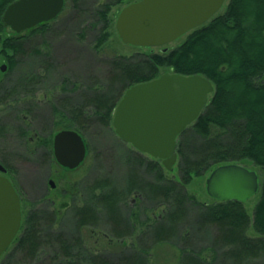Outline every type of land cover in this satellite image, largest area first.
Instances as JSON below:
<instances>
[{"label": "trees", "instance_id": "1", "mask_svg": "<svg viewBox=\"0 0 264 264\" xmlns=\"http://www.w3.org/2000/svg\"><path fill=\"white\" fill-rule=\"evenodd\" d=\"M13 1L0 0V60L7 65L3 72L6 79L0 84V104L15 113L18 137L24 142L31 128L24 123L23 113L31 115L38 106L37 93L55 66L47 38L52 31L51 21L14 32L2 20L4 10ZM122 1L102 0L86 8L81 6L82 0H66L72 17H79L78 38L85 40L88 33L96 31L89 51L97 60L98 71L91 70L86 82L64 79L63 93L41 105L50 109L53 125L58 126L55 132L76 130L88 151L84 133L95 127L111 130L114 109L131 85L166 71L208 78L213 93L199 116L177 137L178 179L166 178L160 160L132 146L123 153L125 163L136 167L129 169L132 184L129 182L128 191H136L145 200L149 197L152 203L160 202L166 209L142 231L141 238L147 237V245L124 250L116 259L93 252L86 247L80 230L97 226L99 209L108 225L104 235L110 239H123L134 229L130 219L121 215L118 191L108 186L109 180L104 177L90 186L89 203L73 208L72 235L57 228L60 223L56 211L31 205L25 212L22 230L4 251L0 264H148V251L156 244L172 242L179 228L185 230V241L194 240L192 233L188 234L191 227H186L190 213L194 214L195 230L211 229L212 235L201 249L180 247L176 264H264V178L260 179V195L252 217L243 201L200 202L185 188L194 177L208 171L210 174L228 163L245 165L250 161L264 173V0H228L222 13L190 30L174 47L99 59L110 36L109 13ZM17 70L20 72L14 80L13 72ZM54 131L39 135L38 144L46 161L53 156ZM26 151L35 155L36 150ZM3 162L12 170L6 158ZM140 168L155 177L143 178ZM132 216L137 220L136 212ZM250 225L255 236L246 233Z\"/></svg>", "mask_w": 264, "mask_h": 264}, {"label": "rangeland", "instance_id": "2", "mask_svg": "<svg viewBox=\"0 0 264 264\" xmlns=\"http://www.w3.org/2000/svg\"><path fill=\"white\" fill-rule=\"evenodd\" d=\"M98 2L97 0H82L80 4L82 7L89 8L96 6ZM130 2H133V0H123L120 4L112 7L109 13L111 18V26L109 27L110 36L100 51L99 59L113 54L131 55L137 51L148 52L150 49L154 51L159 50L160 46H136L125 43L119 38L115 29L116 17L119 11ZM226 2L227 0L218 13L224 11ZM72 14L71 8H68L65 4L62 12L51 21L52 31L47 35V38L51 41V54L55 70L43 81V89L37 93L36 99L42 100L43 94L48 93V98L53 100L54 95L63 93L61 92V87H63L64 79L86 82L91 70L98 71V68L95 67L97 60L89 51L92 47V41H94L96 31L88 33L85 40H80L76 34L79 28V23L77 22L79 17L74 18ZM187 33L165 46L174 47L178 45L185 39ZM19 72L20 70L13 72L14 77L12 79L15 80ZM3 79H6V77L0 72V84H3ZM41 104L39 103L33 109L31 115H27L25 124L33 131L45 135L52 133L54 129H58V126L53 125L50 109ZM15 117V113L11 109H6L3 105L0 106V121L3 119L4 122H8L14 126L18 123ZM55 131L54 133H56ZM7 133L4 135L6 138L0 137V159L2 155L6 156L8 163L13 167V178L23 198V212L30 208L31 204L50 208L58 213L60 225L57 228L68 235H72L74 233L73 208L84 205L87 202L89 203L90 186L106 177L109 180L108 186L118 191V197L121 198V215L126 219H130L131 226L133 225L135 230L133 229L132 234L126 235L121 240L110 239L104 235L106 229H108V225L99 209L97 226L84 227L80 230V234L84 237L86 247L93 252L105 253L111 259H116L119 257V253L124 250L130 251L132 248H137L139 246L138 244L142 247L148 244L147 237L141 238V233L160 214L163 215L166 206L160 202L158 204L155 202L152 203L149 197L146 200L141 196L139 198L138 193H134V190L128 191V184L130 182L128 179L129 169L136 167L133 163H125L123 153L126 148H131V145L123 142L115 134L113 126L109 132L95 127L84 133L88 143V151L84 162L76 170H64L52 158L46 161L42 156V147H36L35 143L32 145L29 143V146L34 147L36 150L35 155L29 154L15 130L11 128ZM32 133L31 131L27 135L30 136ZM244 163V166L255 170L259 174V179L264 178V173L259 167L250 161H245ZM162 169L166 178L178 179L179 174L176 163L171 170H167L164 167ZM140 170L143 171L141 168ZM208 175L209 171L201 176L194 177L185 188L198 201L214 203L216 199L211 197L206 191V179ZM142 176L145 179L155 177L153 173L148 174L144 171L142 172ZM50 178L56 184L54 189L47 184ZM99 191L97 190V192ZM259 195L260 192L256 191L243 201V205L250 217L253 215V209L259 199ZM133 212H136L137 220L132 216ZM193 218L194 214L190 213L187 217L188 222L186 224V227H191L188 234L192 233L193 241L189 239L187 241L184 240L185 230L181 227L175 233L172 242L156 244L148 251L147 263L176 264L180 254V247L192 245L196 249H201L204 245L208 244L212 230L196 231ZM141 221L143 223H140ZM246 233L251 236L256 235V231L252 225L248 226ZM139 237L141 238L140 240L138 239ZM255 262H252V264L262 263L261 261ZM82 264L89 263L84 261Z\"/></svg>", "mask_w": 264, "mask_h": 264}, {"label": "water", "instance_id": "3", "mask_svg": "<svg viewBox=\"0 0 264 264\" xmlns=\"http://www.w3.org/2000/svg\"><path fill=\"white\" fill-rule=\"evenodd\" d=\"M226 0H136L118 13L119 38L136 46H163L206 23ZM64 0H15L2 15L6 26L21 33L54 19ZM7 65H0L5 71ZM212 82L203 75L166 71L149 81L131 85L117 103L112 118L115 134L141 153L160 159L171 170L177 162V137L201 113L213 93ZM56 162L67 169L79 167L87 155L83 136L61 129L52 140ZM0 172L5 167L0 163ZM255 170L228 163L214 168L206 179L207 193L218 200L244 201L258 191ZM20 197L11 181L0 174V256L21 227Z\"/></svg>", "mask_w": 264, "mask_h": 264}, {"label": "flooded vegetation", "instance_id": "4", "mask_svg": "<svg viewBox=\"0 0 264 264\" xmlns=\"http://www.w3.org/2000/svg\"><path fill=\"white\" fill-rule=\"evenodd\" d=\"M227 2H228V0H227ZM226 2V3H227ZM65 4H66V0H64V6H63V9H64V7H65ZM62 9V10H63ZM62 12V11H61ZM60 12V13H61ZM219 12V11H218ZM217 12V13H218ZM59 13V14H60ZM58 14V15H59ZM57 15V16H58ZM56 16V17H57ZM214 16V15H213ZM212 16V17H213ZM55 17V18H56ZM54 18V19H55ZM54 19H52V20H54ZM52 20H50V21H52ZM43 23V22H42ZM6 71V70H5ZM5 71H0V72H5ZM2 94H3V92H1ZM56 95H60V94H56ZM56 95H54V97L56 96ZM37 100V102L38 103H45V102H48V101H50V98H48V93H44L43 94V99L42 100H39V99H36ZM42 101V102H41ZM3 104H0V106H2ZM5 108L7 109V106H5ZM26 117H27V115L26 114H24L23 113V121H24V123L26 122L25 120H26ZM54 117H52V119H53ZM6 125V126H5ZM15 126V127H14ZM14 126H12L10 123H8V122H4L3 121V119L0 121V137L1 138H3V136L8 132V130H10L11 128H12V130H15V132H16V134H17V136L19 135V133H18V131H17V127H16V124L14 125ZM29 127V126H28ZM29 129H30V127H29ZM33 132L30 136H28V135H26L25 136V139H24V142L22 141V139L20 138V140L23 142V146H24V148L27 150V149H34V147H31V146H29V143L32 145L33 143H35V146L36 147H42V145H40V144H38L39 143V140H40V134L41 133H38V132H35V131H33L32 129L31 130H28V133L27 134H29L30 132ZM8 134V133H7ZM55 134V133H54ZM54 136V135H53ZM52 140H53V137H52ZM35 150V149H34ZM52 159L56 162V160H55V157H54V154H53V150H52ZM3 158H6V156H1V159H0V163L5 167V172H0V174H3V175H5L10 181H11V183L13 184V186H14V188L16 189V191H17V193L19 194V197H20V203H21V212H22V219H21V227H20V230L18 231V233H17V235H19V233H20V231L22 230V223H23V219H24V216H25V212L26 211H28L30 208H28L25 212H23V207H22V204H23V198L21 197V193H20V190H19V188L17 187V184H16V182H15V179L13 178V174H12V170H10L6 165H5V163L3 162ZM57 163V162H56ZM58 164V163H57ZM162 164V163H161ZM10 165V164H9ZM59 165V164H58ZM11 166V165H10ZM60 166V165H59ZM12 167V166H11ZM62 169H64V170H70V169H67V168H65V167H62V166H60ZM13 168V167H12ZM47 184L52 188V189H54L55 188V186H56V184H55V182H54V180L52 179V178H50V179H48V181H47ZM134 193H136V191H134ZM137 194V193H136ZM140 194H138V197L140 198ZM123 200V199H122ZM122 201H121V198L120 197H118V206H119V209H120V203H121ZM32 205V204H31ZM162 215L160 214L159 216H158V218L159 217H161ZM16 235V236H17ZM121 240V239H120ZM12 243V242H11ZM10 246V245H9ZM1 259H3V253H2V255L0 256V260Z\"/></svg>", "mask_w": 264, "mask_h": 264}]
</instances>
